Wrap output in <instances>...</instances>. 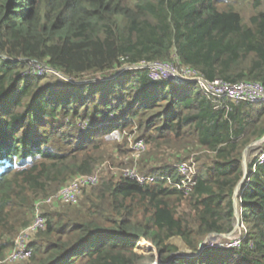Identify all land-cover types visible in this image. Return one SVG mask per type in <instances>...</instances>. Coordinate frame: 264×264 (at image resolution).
Wrapping results in <instances>:
<instances>
[{"label":"trees","instance_id":"1","mask_svg":"<svg viewBox=\"0 0 264 264\" xmlns=\"http://www.w3.org/2000/svg\"><path fill=\"white\" fill-rule=\"evenodd\" d=\"M244 1L247 17L227 0H0V262L29 225L23 216L95 173L104 139L117 133L124 146L133 136L155 150L188 148L193 185L178 187L177 165L190 159L179 153L176 166L139 163V175L158 178L150 185L101 176L76 204L42 213L31 257L16 264H143L137 246L154 247L150 264H264V143L247 156L237 194L239 246L172 258L181 252L174 239L196 255L208 236L233 230L234 191L245 149L264 136V104L216 99L195 82L156 81L138 68L264 86V0ZM28 61L74 82L108 80L45 86L23 74Z\"/></svg>","mask_w":264,"mask_h":264},{"label":"built area","instance_id":"2","mask_svg":"<svg viewBox=\"0 0 264 264\" xmlns=\"http://www.w3.org/2000/svg\"><path fill=\"white\" fill-rule=\"evenodd\" d=\"M32 63V62H31ZM138 68H146L149 70L151 77L158 81V80H167L171 83L175 84H186L190 82L197 83L200 88L209 95L210 97L216 99H228L231 102L237 104L241 102H248L253 104H264V86L259 83H251V82H240L237 84H229L225 81L220 79H215L213 81H206L204 80L199 74L190 72L186 69H181L180 71L174 70L170 67L165 65H161L159 63H152L147 66H140ZM153 71V72H151ZM33 74L35 76L40 75H49L51 73L57 75L58 79L61 81L63 79V75H60L53 70L46 68L43 65H39L37 63L30 64V69L27 71L26 74ZM65 78V77H64ZM192 78V79H191ZM69 80L68 78H65ZM60 85V84H59ZM132 151L135 153H139L146 147L142 141H135L132 144ZM264 161V153L260 154L257 163H261ZM105 167V166H104ZM103 168V167H102ZM99 169L91 174L85 176H79L61 188L58 192L54 193L53 195L47 197L44 201H40L37 203L38 205H51L56 203H64V204H74L76 203L80 194L90 187L95 186L100 179ZM177 170L180 176L183 178L181 184L178 187L182 188H189L193 185V178L194 173L185 165V163H180L177 165ZM124 177H128L130 179H135L141 185H150L153 184L158 180L155 176H145L139 175L136 170L134 169H125L122 171ZM46 226V220L42 214L35 211V217L33 221L22 231H20L17 235V239L14 242V249L7 254L6 258L0 263H19L22 260H26V258H30L32 254V247L30 246L32 242V236L40 231H43ZM237 227L239 230H243L244 236H242L238 240H230L229 242H221L210 244V247L214 248H235L239 246L241 241L245 238L246 231L242 222L240 224L233 227V230L228 233V238H230L233 233L234 229ZM227 240V239H226ZM228 241V240H227Z\"/></svg>","mask_w":264,"mask_h":264},{"label":"rangeland","instance_id":"3","mask_svg":"<svg viewBox=\"0 0 264 264\" xmlns=\"http://www.w3.org/2000/svg\"><path fill=\"white\" fill-rule=\"evenodd\" d=\"M227 1L236 3L237 9L242 14L243 17H247V16L250 15L249 7H248L246 1H244V0H227ZM32 63H31V61L27 62V69L23 72L24 75H26L27 71L30 69V64H32ZM50 70H52V69H50ZM116 71H118V69H116V68L109 69V72H107L106 75L114 74V73H116ZM151 72H153V71H151ZM56 73H58V72H56ZM58 74H60V73H58ZM60 75H62V74H60ZM38 77L43 79L42 83L45 86L49 85V86H60V87H65L67 84H70V83L71 84H74V83L82 84V83L87 82L90 79H101L102 78L101 75H99V74L98 75L97 74H93V75L91 74V75L82 76L79 80H77V82H74V81H70L71 79L70 80L65 79V78H67L65 76H64L65 78L63 77L64 81L63 80L60 81L58 79L57 75H55L53 73H51L49 75H44L43 74V75H40ZM135 141L136 140H135V138L133 139V136L128 137L127 144H125V146H124L123 136H121V135H119L117 133H113V134L109 135L108 137H106L104 139L105 144L103 145L102 149H104V151H105V156H104V159H101V163L98 166V167H101V170L99 171L100 177L101 176L104 177L107 174L108 175H113L114 177H118V176L123 175L122 171L125 170V169L138 170L139 163L142 160H144L145 162H148L149 163L148 166H152V165L153 166H158V165H161L162 163H164L166 161L169 162V163H174V165L176 166L177 163L175 161L178 159L176 157V155L178 153L181 154V155L188 154V156H186V157L190 158V159L189 160L187 159L184 163H185V165L187 167H189V169L191 171H193L194 174L196 173V171H195L196 170V168H195L196 166L195 167H194V165L193 166H191V165L188 166V163L191 162L190 164H192V157L191 156H194V155H189V153H186V150H188V148L182 149V151H183L182 152V151H178V150L166 151V148H161L159 150H155V148L152 149L153 147L151 148V147L146 146L144 148V151L142 150L139 153H135L131 149L133 147L132 144ZM113 144L117 145L118 147L121 146L122 148L120 150H122V152L121 153H116L115 150L113 149ZM260 149H261L260 145L249 149L247 151V153H246V162H248V160L252 161V159H253V156L251 158H247L249 153H252L253 155L258 154L260 152ZM124 150L126 151L125 155L123 154ZM105 168H108V170H106ZM82 193L79 196V198H81V199L83 197ZM62 204H64V203H60V204H57V203L54 204L53 203V205H43V206H40V207L38 205V208L36 209V212H39L40 214H42V213L44 214L45 212H50L53 209L54 210L55 209H59V208L64 209L65 207L69 206L68 204H64V205H62ZM240 211L241 210L238 209V207H237V213H238V219H239L238 223L236 222L237 224H240V213H241ZM34 214H35V212L30 211L26 215L27 220L23 216V218H24L23 222L27 221V225L30 224L33 221V219H34ZM237 224L234 223L235 226ZM20 230L17 232V234L20 232ZM242 231L239 230V228L237 229V227H235L233 235L230 238H227L228 241L226 239H219V237H215L214 239H215V241H217V243H221V242H226L227 243V242H229L230 240H233V239L234 240H238L242 236H244V233ZM36 234H34L32 236V241H33V239H34ZM16 239H17V236H15L14 242H15ZM173 243L176 244L179 247V249L181 251L180 253L190 255L189 252L187 251L186 247L182 244V242L180 240L174 239ZM137 247L135 249V252L137 253V255H139L140 257L143 258V264H150V257L156 255L154 247L153 248L151 247V249H149L147 251H139L137 249ZM27 260H28V258H26V260H22L20 263H22V262L25 263V262H27ZM3 264H8V263H3ZM9 264H13V263H9ZM152 264H159V262H158L157 259H154Z\"/></svg>","mask_w":264,"mask_h":264},{"label":"water","instance_id":"4","mask_svg":"<svg viewBox=\"0 0 264 264\" xmlns=\"http://www.w3.org/2000/svg\"><path fill=\"white\" fill-rule=\"evenodd\" d=\"M264 143V136L262 139L250 144L244 151V155H243V169H244V176L242 178V180L240 181V183L238 184V186L236 187L235 191H234V196H233V201H234V210H235V224L238 223L239 219H238V213H237V194H238V191L239 189L241 188L242 186V183L243 181L245 180L246 178V174H247V162H246V153L249 149L253 148V147H256L258 145H262ZM237 222V223H236ZM238 225V224H237ZM235 226V225H234ZM215 237H219V239H227L228 238V235H216V234H213V235H210L208 236L200 245H199V248H198V252L196 255H187V254H182V253H177L175 255L172 256V258H180V257H186V258H190L192 256H197L199 254H201V252L207 248V247H210L209 245L214 243L215 241ZM159 262V261H158ZM160 264V263H159Z\"/></svg>","mask_w":264,"mask_h":264},{"label":"clouds","instance_id":"5","mask_svg":"<svg viewBox=\"0 0 264 264\" xmlns=\"http://www.w3.org/2000/svg\"><path fill=\"white\" fill-rule=\"evenodd\" d=\"M126 69H127V68H126ZM123 71H124V70L119 71L118 74H119V73H122ZM113 77H115V76H113ZM113 77H110V78H113ZM110 78H109V79H110ZM104 79H105V80H108V78H101V79H93V81H95V82H97V83H100V82H102ZM190 83H191V82H190ZM186 84H187V83H186ZM233 227H234V226H233Z\"/></svg>","mask_w":264,"mask_h":264}]
</instances>
